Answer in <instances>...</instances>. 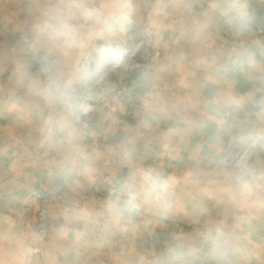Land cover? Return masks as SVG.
<instances>
[{
  "label": "crops",
  "instance_id": "crops-1",
  "mask_svg": "<svg viewBox=\"0 0 264 264\" xmlns=\"http://www.w3.org/2000/svg\"><path fill=\"white\" fill-rule=\"evenodd\" d=\"M233 4L246 26L224 14ZM89 10L122 28L105 34ZM131 35L161 55L142 65L129 49L115 76L131 89L96 115L89 147L48 87L63 80L75 101L84 59L110 39L128 47ZM255 131L264 0H0V264H42L26 223L31 191L53 187L45 264H264V146L244 173L219 161L231 136ZM149 172L167 182L164 203L141 190ZM124 185L139 193L138 212L124 208Z\"/></svg>",
  "mask_w": 264,
  "mask_h": 264
},
{
  "label": "built area",
  "instance_id": "built-area-1",
  "mask_svg": "<svg viewBox=\"0 0 264 264\" xmlns=\"http://www.w3.org/2000/svg\"><path fill=\"white\" fill-rule=\"evenodd\" d=\"M139 50H141L142 65L158 59L161 55V50L154 48L148 37H146L144 41H141ZM85 60L86 59H84V61ZM243 62L244 61L241 60L237 64H230V71L236 72ZM81 66H79V72ZM130 89V81L121 77L106 75L97 77L94 73H91L89 77L79 76V80L74 87V102L78 108L81 109V114L78 117L73 116V118L80 128L83 143H86L89 147H94V140H92L91 137L95 131L96 115L100 111L120 103L123 96L127 95ZM255 132L264 134L261 131ZM244 136L245 135L231 136L227 147L219 155V161L222 165L232 168L239 173H244L245 171V158L248 153L251 149L259 146L258 144L255 147H243L241 141ZM115 186L116 183L111 182L110 189H115ZM57 189V187H53L47 190L33 189L31 191V197L37 206V211L34 220L26 224L31 227L34 233L39 237V242L33 246L32 252L39 257L42 264H45L43 246L49 235L52 196L57 192ZM103 189L107 190L106 187H103ZM96 190L99 191L100 187L97 186Z\"/></svg>",
  "mask_w": 264,
  "mask_h": 264
},
{
  "label": "clouds",
  "instance_id": "clouds-1",
  "mask_svg": "<svg viewBox=\"0 0 264 264\" xmlns=\"http://www.w3.org/2000/svg\"><path fill=\"white\" fill-rule=\"evenodd\" d=\"M230 12L240 27H244L249 23L247 11L243 8L242 5L233 4L229 9L224 10V14L226 16L229 15ZM88 17L97 21L99 23L101 31L108 35H113L123 26V21L104 18L98 10H89ZM48 93L54 99V101L68 110L70 115L67 119L69 121L71 120L72 116L78 117L81 114V109H79L75 104L71 91L67 88L63 80L54 77L48 87ZM241 143L243 147H255L258 144L264 146V134L259 132H248L243 137ZM121 190L128 193V200L124 205V208L131 213L138 212L140 208V204L138 201L139 193L135 191V186L124 185L122 186ZM141 190L145 198L159 200L161 203H164L165 194L168 191L167 182L162 176L154 172H149L145 175L144 184ZM212 252L214 255H216L217 259H223V256L221 254L222 245L219 244V242L216 241L215 238H213L212 240Z\"/></svg>",
  "mask_w": 264,
  "mask_h": 264
},
{
  "label": "rangeland",
  "instance_id": "rangeland-1",
  "mask_svg": "<svg viewBox=\"0 0 264 264\" xmlns=\"http://www.w3.org/2000/svg\"><path fill=\"white\" fill-rule=\"evenodd\" d=\"M128 32L126 31L124 36H121V38H118V40H122L124 39L126 36H128ZM131 37V43L130 44H127L129 45L128 47L126 45H122L118 40H116L117 42H119V44L121 45V48H124L123 52L126 53V56L124 55V57H119L118 56H112L111 58V63L108 67H106L105 69L103 68L104 66L102 67H99V60L97 61L96 58H98V53H94L93 55V59L91 60V64H90V71L91 73H94V75H97V77H101L102 75H106V76H115L117 75V71H120L125 65H128L131 63L132 61V57L134 58V56H130V54L128 53L127 54V51L129 52V49L130 48H135V47H140V42L139 41H134L132 43V37L133 35L130 36ZM128 39L127 40H130L129 37H127ZM112 40V39H110ZM110 40H108L107 42H103V43H100V44H104V45H108V43L110 42ZM123 41V40H122ZM101 45H99L100 47ZM137 53H139V56L141 57V50H138ZM109 59H107V61H109ZM120 60V61H119ZM106 61V63H107ZM120 62V63H118ZM122 63V64H121ZM118 65V66H117ZM117 77V76H115Z\"/></svg>",
  "mask_w": 264,
  "mask_h": 264
},
{
  "label": "bare ground",
  "instance_id": "bare-ground-1",
  "mask_svg": "<svg viewBox=\"0 0 264 264\" xmlns=\"http://www.w3.org/2000/svg\"><path fill=\"white\" fill-rule=\"evenodd\" d=\"M124 48H121V45L117 41H110L108 45L101 44V46H96L95 51L90 54L89 58L83 62L81 68H80V75L81 77H89L91 75L90 71V64L91 60L93 59V54L98 53V58L97 61L99 62V67H102L106 64L107 59L111 58L112 56H118L119 57H124L126 56V53L123 52ZM129 52L127 51V54ZM111 59H109L108 62H110ZM111 63V62H110Z\"/></svg>",
  "mask_w": 264,
  "mask_h": 264
},
{
  "label": "water",
  "instance_id": "water-1",
  "mask_svg": "<svg viewBox=\"0 0 264 264\" xmlns=\"http://www.w3.org/2000/svg\"><path fill=\"white\" fill-rule=\"evenodd\" d=\"M132 30V29H131ZM111 62V61H110ZM110 62H108V63H106L105 65H104V69L106 68V67H108L109 65H110Z\"/></svg>",
  "mask_w": 264,
  "mask_h": 264
}]
</instances>
